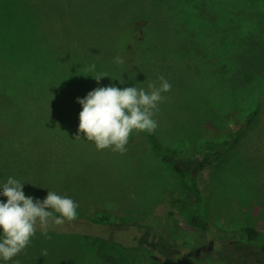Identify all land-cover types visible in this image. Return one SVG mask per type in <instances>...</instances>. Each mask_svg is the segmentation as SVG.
Segmentation results:
<instances>
[{
  "label": "rangeland",
  "instance_id": "374dc122",
  "mask_svg": "<svg viewBox=\"0 0 264 264\" xmlns=\"http://www.w3.org/2000/svg\"><path fill=\"white\" fill-rule=\"evenodd\" d=\"M169 1L0 0V69L13 66L8 60L16 62L18 50L28 59L24 79H0L11 94L0 91V123L15 129L0 125V180L27 179L36 185L25 182L26 195L42 200L50 189L79 205L74 220L50 222L46 235L38 227L14 260L28 263L32 251L44 264L49 256L50 264L71 263L84 253L82 235L91 234L117 240L106 252L127 264H255L240 230L251 225L264 234V85H256L247 103L241 95L264 56H226L242 48L235 37L257 34L256 20L242 22L223 11L217 20ZM116 56L123 63L116 64ZM90 73L112 77L98 83ZM161 75L172 87L163 94L155 130L189 167L197 166L205 139L225 136L261 103L254 128L203 172L211 183L212 233L185 222L194 205L187 178L158 156L147 132L134 131L123 155L76 138L82 136L77 97L109 84L147 88ZM199 248L206 250L195 259ZM177 251L192 256L173 263Z\"/></svg>",
  "mask_w": 264,
  "mask_h": 264
},
{
  "label": "clouds",
  "instance_id": "9594fccd",
  "mask_svg": "<svg viewBox=\"0 0 264 264\" xmlns=\"http://www.w3.org/2000/svg\"><path fill=\"white\" fill-rule=\"evenodd\" d=\"M114 62L123 63L119 56ZM91 75L98 83L102 77L110 76L107 73ZM115 79L121 85L125 83L118 77ZM157 79L158 83L149 82L147 88L137 83L127 87L109 84L88 91L83 98L77 97L82 106L78 125L82 136L76 138L93 143L97 151L108 149L123 155L134 131L151 133L158 126L155 115L164 100L163 94L172 86L162 75ZM25 182L30 181L11 175L0 180V197L6 198L0 199V264L9 261L18 264L13 258L30 245L38 227L46 235L50 222L60 225L78 215L79 205L71 197L48 188L45 198H34L25 194Z\"/></svg>",
  "mask_w": 264,
  "mask_h": 264
},
{
  "label": "trees",
  "instance_id": "16d2710c",
  "mask_svg": "<svg viewBox=\"0 0 264 264\" xmlns=\"http://www.w3.org/2000/svg\"><path fill=\"white\" fill-rule=\"evenodd\" d=\"M141 2H145V0H130L129 4L134 5L137 3L140 4ZM163 3L172 4V2L169 0H163ZM173 3L176 5L181 4L183 7L189 5L190 9L193 7V12L198 13L199 16H208L209 14V16H214L217 20L218 16H221L222 11L223 16H235L236 19H242V22L256 20L255 23L258 28L257 34L253 36L249 33H245L242 34V36L235 37L234 41L240 43L242 48L240 49L239 46H236V51L227 54L226 59L227 61H232L235 57L237 58L241 52H243L247 58L256 57V59H259L260 55L264 56V27L258 22L264 20V0H173ZM139 20L141 22L144 21L143 19ZM140 21L136 20L135 22L139 23ZM143 25L144 23H140L139 27L135 29L134 32L136 38H142V33L144 32L142 28ZM244 44L249 45V47H244ZM26 53L27 52L23 50H18V52H15L16 62L8 60V62L13 63V66L7 64H5L4 67L1 66L0 79L7 77L12 79L16 77L15 75L18 76V79H24L26 77V60H28L25 56ZM1 56L2 55H0V58ZM185 56L187 57V54H185ZM216 60L217 63L223 62L221 58H217ZM15 66L17 68H15ZM257 68L259 69L257 70ZM257 68L252 69L251 71L255 74V77L252 79L254 76L253 75L251 77L252 80L250 83L246 84L243 94L241 95V104L247 103L251 97L253 98L255 89H257L256 85L258 86L259 84V87H263L264 85V65L258 66ZM0 91L6 96L11 95L10 92H6V88H0ZM10 106L11 105L4 106L3 111L7 112ZM260 108L261 103H258L253 108V110L246 114L244 120L234 130L228 131L227 134L220 139H205L200 153L201 157L196 167L184 165L181 162L178 154L161 142L156 130L151 133L147 132L158 156L165 163L171 166L175 172L182 174L187 178L188 187L190 188L191 194L194 198V205L188 208L184 213V219L188 226L205 234L212 233V222L209 216L212 199L211 183L208 179L204 178L203 172L214 168L217 162H219L226 154L232 151L239 144L241 139L247 134V132H249V129L252 130L254 128L259 119V114L261 111ZM16 120L17 119L12 122V126L16 125ZM0 125L3 128L7 127L1 123ZM7 128L10 129L14 134V128ZM87 220H89L86 221L88 224L95 222L90 219ZM132 223L135 226L138 225L137 222ZM223 231L228 233L230 230ZM240 231L246 237V245L250 248L251 254L256 260L255 264H264V234L251 225L242 227ZM82 238L83 239L80 238V242L83 243V246L85 245L83 248L84 253L87 252L89 255H91L90 252H93L94 250L98 258L102 259L103 263L105 264H127L126 260L118 259L114 255L108 254L106 252L108 242L117 244L119 243L117 240L111 239L110 237L96 236L91 234H83ZM214 238L216 237L214 236L213 239ZM213 242L215 244L217 243L216 240ZM235 243L239 245L242 244L241 241H235ZM190 257L191 256H187V254H182L177 251L175 252L172 262L183 263L190 259Z\"/></svg>",
  "mask_w": 264,
  "mask_h": 264
},
{
  "label": "crops",
  "instance_id": "0c3cea01",
  "mask_svg": "<svg viewBox=\"0 0 264 264\" xmlns=\"http://www.w3.org/2000/svg\"><path fill=\"white\" fill-rule=\"evenodd\" d=\"M91 255H89L87 252L84 254H81L78 258H76L73 262L71 263H66V264H103V262L99 261V258L95 251L90 252ZM50 256L49 259L47 260L46 264H50ZM18 261V264H44L42 259L39 256H36L32 253L31 251V256L30 260L28 263L19 261V260H14ZM10 264H13V261L10 262Z\"/></svg>",
  "mask_w": 264,
  "mask_h": 264
},
{
  "label": "water",
  "instance_id": "95a60500",
  "mask_svg": "<svg viewBox=\"0 0 264 264\" xmlns=\"http://www.w3.org/2000/svg\"><path fill=\"white\" fill-rule=\"evenodd\" d=\"M212 249V247L210 248V250ZM206 249L205 248H199L195 251V258L197 259H200L201 258V255H202V252H204ZM187 256H192V252H189L187 254Z\"/></svg>",
  "mask_w": 264,
  "mask_h": 264
}]
</instances>
